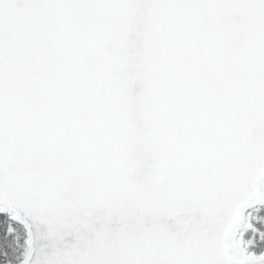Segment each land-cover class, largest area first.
Here are the masks:
<instances>
[{
    "label": "snow or ice",
    "instance_id": "snow-or-ice-1",
    "mask_svg": "<svg viewBox=\"0 0 264 264\" xmlns=\"http://www.w3.org/2000/svg\"><path fill=\"white\" fill-rule=\"evenodd\" d=\"M0 264H264V0H0Z\"/></svg>",
    "mask_w": 264,
    "mask_h": 264
}]
</instances>
